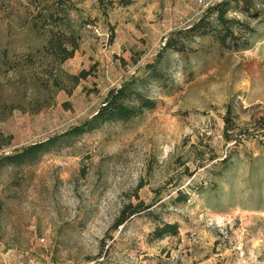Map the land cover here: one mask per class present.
Returning a JSON list of instances; mask_svg holds the SVG:
<instances>
[{
    "label": "rangeland",
    "instance_id": "1",
    "mask_svg": "<svg viewBox=\"0 0 264 264\" xmlns=\"http://www.w3.org/2000/svg\"><path fill=\"white\" fill-rule=\"evenodd\" d=\"M131 1L102 14L95 0H0V153L88 118L223 0ZM249 24L244 51L212 35L164 51L163 78L142 88L153 111L2 166L0 264H264V20ZM52 32L78 36L62 64L43 50ZM138 201L153 207L113 230ZM158 223L177 236L152 240Z\"/></svg>",
    "mask_w": 264,
    "mask_h": 264
},
{
    "label": "trees",
    "instance_id": "2",
    "mask_svg": "<svg viewBox=\"0 0 264 264\" xmlns=\"http://www.w3.org/2000/svg\"><path fill=\"white\" fill-rule=\"evenodd\" d=\"M95 1L99 9L102 10V14L106 13V6L113 3V0ZM131 3V0H118V5L122 7H126ZM232 4L233 7L231 6ZM231 10L241 15L243 20L227 17ZM263 20L264 0H223L208 7L202 17L195 23L186 29L173 33L177 34L179 39H172L171 36L166 38L163 48L157 53L154 61L144 66V78L132 76L119 87L108 90L101 105L92 115L71 126L64 133L50 137L45 141L32 143L21 149L14 150L10 154L0 153V168L5 165L21 166L35 163L63 141L81 137L107 124L128 122L142 116L144 112L153 111L156 108V102L142 88L145 81H158L163 78L157 70V66L164 51L180 52L183 50L182 38L203 37L206 35H212L222 49L244 51L248 49L249 37L254 32L249 22H261ZM51 21L57 22L59 18H53L49 15L46 22L50 24ZM112 38L113 35L110 37V42H112ZM43 50L55 63L62 64L73 58L78 50V36L75 33L55 34L52 32ZM86 76L87 73L81 71L78 76H69V79L77 82L79 78H85ZM54 84H57V81H54ZM1 149L2 146L0 145V151ZM176 200L177 202H185L187 197L179 194ZM152 207L153 205H146L142 201L125 205L113 225V230L123 226L132 217L148 212ZM177 234V224L158 223L150 233V238L152 240H162L167 236L175 237Z\"/></svg>",
    "mask_w": 264,
    "mask_h": 264
},
{
    "label": "built area",
    "instance_id": "3",
    "mask_svg": "<svg viewBox=\"0 0 264 264\" xmlns=\"http://www.w3.org/2000/svg\"><path fill=\"white\" fill-rule=\"evenodd\" d=\"M198 3H199V4H203V0H198ZM203 6L206 7L207 4H204ZM91 28H92V27H91ZM93 30H94L95 33H98L97 29L94 28ZM106 37H107V36H106Z\"/></svg>",
    "mask_w": 264,
    "mask_h": 264
}]
</instances>
